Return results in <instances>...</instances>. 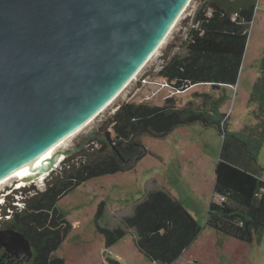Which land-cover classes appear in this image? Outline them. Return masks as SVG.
<instances>
[{
    "label": "rangeland",
    "instance_id": "obj_1",
    "mask_svg": "<svg viewBox=\"0 0 264 264\" xmlns=\"http://www.w3.org/2000/svg\"><path fill=\"white\" fill-rule=\"evenodd\" d=\"M197 1H191L175 28L137 77L87 127L69 138L64 150L75 144V148L78 147L87 139L86 135L98 131L100 139H88L77 157L84 159L86 151L88 157L95 150L111 153L106 132H110L113 138L114 130L108 123L124 103L146 102L162 106L167 96H174L179 106L190 102L201 105L202 99L197 100V94L218 95L219 90L212 84L193 85L179 91L170 85L160 87L158 84L164 81L158 72L165 53L169 57L177 52L185 53L184 49L177 51L175 47L184 39L183 27H190L189 15ZM263 54L264 0H258L238 82L225 86L227 91L221 92L228 95L220 111L225 113L223 120L228 122L230 132H238L245 124L255 122L249 99L253 84L260 75ZM144 78L151 83H145ZM136 139L143 146L137 154L139 158L132 160L134 156L131 157V164L119 172L103 174L81 183L58 201V210L65 215L71 228L55 255L62 257L65 264H157L145 256L137 241L140 229L147 225L153 213L167 211L166 197H169L180 201L201 227L197 237L172 264H264V234L260 239L255 237L252 243L242 242L207 225L210 203L218 197L214 187L223 142L219 129L197 121L175 126L164 136L157 137L147 132ZM64 155L67 165L61 162L54 166L55 169L41 183L38 179L35 183L27 181V188L21 195L22 204L45 190L49 182L70 168L68 165H76V156ZM255 163L261 167L264 178V146ZM17 181L13 179L2 185L0 193ZM155 192L159 196L150 201L149 195ZM128 218L130 222L126 221ZM122 232L124 235L119 237Z\"/></svg>",
    "mask_w": 264,
    "mask_h": 264
},
{
    "label": "trees",
    "instance_id": "obj_2",
    "mask_svg": "<svg viewBox=\"0 0 264 264\" xmlns=\"http://www.w3.org/2000/svg\"><path fill=\"white\" fill-rule=\"evenodd\" d=\"M256 5L257 0H203L193 19L199 22V27L190 28L187 40L181 44L185 53L177 52L170 57L165 53L166 63L158 76L177 91L199 84L236 85ZM209 9L211 17L206 16ZM235 12L239 17L233 21L231 15ZM197 95V100L202 99L201 105L190 102L179 106L174 96H167L162 106L146 102L124 103L108 123L114 130V137L110 132L106 135L112 139L125 164L141 152L143 146L136 139L140 134L148 132L160 137L175 126L197 121L219 129L223 142L214 187L218 197L210 203L207 225L239 241L252 243L255 237L260 239L264 234V180L261 167L255 163L264 146V54L260 75L249 99L254 124H245L238 132H230L228 122L223 120L225 113L220 111L228 95ZM209 96L213 97L208 101ZM91 155L49 182L45 190L30 198L23 211L16 212L6 224L8 228L23 232L38 248L42 241H52L50 249L39 251L38 264H65L55 252L71 226L58 210V201L91 178L125 168L112 153L101 150ZM157 195L159 193H151L150 201ZM220 197L226 200L221 202ZM166 203L167 211L154 212L147 225L140 229L137 241L145 256L157 264H172L178 260L201 230L180 201L166 197ZM50 212H53L51 218ZM55 227L58 228L53 229ZM123 235L124 232L119 237Z\"/></svg>",
    "mask_w": 264,
    "mask_h": 264
},
{
    "label": "water",
    "instance_id": "obj_3",
    "mask_svg": "<svg viewBox=\"0 0 264 264\" xmlns=\"http://www.w3.org/2000/svg\"><path fill=\"white\" fill-rule=\"evenodd\" d=\"M187 2L0 0V185L33 171L49 148L89 124L141 68ZM106 138L115 160L124 163ZM60 154L70 152L57 151L48 174ZM3 248L32 255L30 240L13 228L0 230Z\"/></svg>",
    "mask_w": 264,
    "mask_h": 264
},
{
    "label": "built area",
    "instance_id": "obj_4",
    "mask_svg": "<svg viewBox=\"0 0 264 264\" xmlns=\"http://www.w3.org/2000/svg\"><path fill=\"white\" fill-rule=\"evenodd\" d=\"M193 1L194 0H192V2ZM202 1L203 0H198L197 2H195V6H193V10L189 15L190 20H191L190 27L185 26L181 30V33L183 34V38H184L183 41L187 40V38L189 36L190 28H198L199 27V22L195 23L193 21V19L196 15L198 8L202 4ZM257 4H258V0H257ZM256 10H257V5H256L255 12H254L255 14H256ZM206 16L207 17L212 16V10L211 9H209L206 12ZM238 17H239V14L237 12H235L231 15V18L233 21H236ZM252 23H253V21L250 22V28H251ZM250 28L248 29L249 35H250ZM183 41L181 42V44L183 43ZM181 44L175 47V49L177 51H181L183 49ZM165 63L166 62L163 59V63L161 65H159V71L163 68ZM144 80H145V83H148V84L151 83L150 81L148 82V80H146V78H144ZM158 84L160 87L170 85L166 79H164V81H162V82H159ZM64 156L66 158V155H64ZM262 179L264 180V178H262ZM27 185H25L21 181H17L13 186H10V188L5 189L4 191H2L0 193V195H1L0 196V229L4 226V223L6 221H10L13 218V216L16 212L23 211L26 202L25 203L23 202V204L21 203V198H22L21 195L25 191L24 189L27 188ZM262 190H264V189H262ZM225 200H226L225 197H220L221 202L225 201Z\"/></svg>",
    "mask_w": 264,
    "mask_h": 264
},
{
    "label": "bare ground",
    "instance_id": "obj_5",
    "mask_svg": "<svg viewBox=\"0 0 264 264\" xmlns=\"http://www.w3.org/2000/svg\"><path fill=\"white\" fill-rule=\"evenodd\" d=\"M192 0H188L187 4L184 6V8L181 10V12L179 13V15L177 16V18L175 19V21L173 22L171 28L169 29V31L167 32V34L165 35V37L162 39V41L160 42V44L155 48V50L152 52V54L149 56V58L145 61V63L141 66V68L136 72V74L132 77V79L128 82V84L112 99V101L101 111L103 112L117 97H119V95L124 91V89L129 85V83L131 81H133L138 73L145 67V65L149 62V60L153 57V55L157 52V50L161 47V44H163L165 42V40L167 39V37L169 36V34L172 32V30L175 28V26L177 25V23L180 20L181 15L185 12V10L187 9V7L190 5ZM100 112V113H101ZM99 113V114H100ZM98 114V115H99ZM97 115V116H98ZM96 116V117H97ZM95 117V118H96ZM94 118V119H95ZM93 119V120H94ZM92 120V121H93ZM91 121V122H92ZM90 122V123H91ZM89 123V124H90ZM89 124H87L86 126H84L82 129H80L79 131L75 132L74 134L70 135L67 139H65L61 144L53 146L51 148H49L39 159L38 163L34 166V170L28 173H23L20 175H17L13 178H11L10 180L4 182L3 184L0 185V187L6 183H8L9 181L16 179L18 181H21L22 183H24L25 185H27V182H25L27 179H30L35 183V180L38 179L39 183H41L42 181H44V179H46V176L48 175L47 171L49 170V167L52 166L51 164V159H53L55 153L61 149L64 148V144L66 143V141L71 138L72 136L80 133L85 127H87ZM65 159L64 154H60L56 157L55 163L53 166H58L59 163H61L63 160ZM47 167V170L41 172L40 169L41 167ZM55 169V168H54Z\"/></svg>",
    "mask_w": 264,
    "mask_h": 264
},
{
    "label": "flooded vegetation",
    "instance_id": "obj_6",
    "mask_svg": "<svg viewBox=\"0 0 264 264\" xmlns=\"http://www.w3.org/2000/svg\"><path fill=\"white\" fill-rule=\"evenodd\" d=\"M111 128V127H110ZM107 133V132H106ZM100 134L98 133V131H94V132H92L91 134H89V135H86V138H87V141H88V139H90V138H96V139H100ZM87 141L84 139V141L78 146V147H76L75 148V146H76V144H75V146L74 147H72V148H70L69 150H67V151H69L70 152V154L69 155H67L68 157L69 156H78L79 154V152L82 150V148L83 147H85L86 145H87ZM94 143H95V141H93ZM85 143V144H84ZM88 151H86L85 153H86V155H85V157L84 158H88V155L87 154H89V153H87ZM95 152H98V151H96L95 150ZM82 159L81 158H78L77 157V163L78 164H80V162H82L81 161ZM124 161H125V159H124ZM63 162V164L64 165H67V161H65V160H63L62 161ZM76 163V164H77ZM120 164H122V163H120ZM124 164V163H123ZM73 165H68V167H72ZM50 214V218L53 216V212H50L49 213ZM7 222H9V221H6L5 223H4V226L1 228V229H7L8 228V226L6 225L7 224ZM58 227H55V228H53V229H57ZM0 229V230H1ZM41 230V229H40ZM42 231V230H41ZM29 239V238H28ZM30 240V239H29ZM30 244H31V249H32V255L31 256H25V257H23V254H22V252H21V250H19L18 252H16V253H13V252H9V251H7L6 249H1L0 250V264H38V262H37V259H38V255H39V251L40 250H43V251H45V250H48V249H50V247H51V244H52V241H49V240H44V241H42L41 242V244H40V247L41 248H38L35 244H34V242L33 241H31L30 240Z\"/></svg>",
    "mask_w": 264,
    "mask_h": 264
},
{
    "label": "crops",
    "instance_id": "obj_7",
    "mask_svg": "<svg viewBox=\"0 0 264 264\" xmlns=\"http://www.w3.org/2000/svg\"><path fill=\"white\" fill-rule=\"evenodd\" d=\"M214 88V87H213ZM214 89H216V88H214ZM217 90H219V93H218V95H213L214 97H219V96H221V95H223V94H221V92L223 91V90H226L227 91V88H225V86H221L219 89H217Z\"/></svg>",
    "mask_w": 264,
    "mask_h": 264
}]
</instances>
